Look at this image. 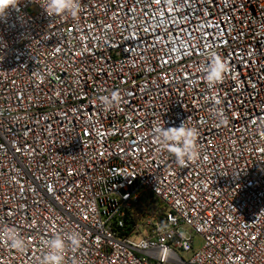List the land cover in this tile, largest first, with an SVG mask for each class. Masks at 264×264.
Segmentation results:
<instances>
[{"label":"built area","instance_id":"obj_1","mask_svg":"<svg viewBox=\"0 0 264 264\" xmlns=\"http://www.w3.org/2000/svg\"><path fill=\"white\" fill-rule=\"evenodd\" d=\"M47 4L0 14V264L72 233L63 264H264V0ZM182 122L181 165L154 130Z\"/></svg>","mask_w":264,"mask_h":264},{"label":"clouds","instance_id":"obj_2","mask_svg":"<svg viewBox=\"0 0 264 264\" xmlns=\"http://www.w3.org/2000/svg\"><path fill=\"white\" fill-rule=\"evenodd\" d=\"M8 4L0 2V14H3ZM81 10L80 0H48L47 11L55 14H71L73 17L77 16ZM227 71V66L216 58H212V63L206 70V81L215 86L224 79ZM101 102L105 107L114 106L118 93L113 92L111 96L101 97ZM213 115L220 119L221 123L226 122V117L217 109ZM154 134L159 143L166 145L170 152L174 154L176 161L179 164H184L186 159H192L198 155L197 137L198 132L195 128L186 127L184 122L178 127L158 126L154 130ZM8 240L10 246L23 250L26 247L24 239L14 230L8 233ZM45 246L48 250L47 255L43 258L42 264H63V252L67 247H75L80 243L78 233L68 234L66 236L56 234L54 237L46 240Z\"/></svg>","mask_w":264,"mask_h":264},{"label":"rangeland","instance_id":"obj_3","mask_svg":"<svg viewBox=\"0 0 264 264\" xmlns=\"http://www.w3.org/2000/svg\"><path fill=\"white\" fill-rule=\"evenodd\" d=\"M203 246V240L201 238H196L194 242L195 249L199 250Z\"/></svg>","mask_w":264,"mask_h":264},{"label":"snow or ice","instance_id":"obj_4","mask_svg":"<svg viewBox=\"0 0 264 264\" xmlns=\"http://www.w3.org/2000/svg\"><path fill=\"white\" fill-rule=\"evenodd\" d=\"M0 2H6V0H0Z\"/></svg>","mask_w":264,"mask_h":264}]
</instances>
